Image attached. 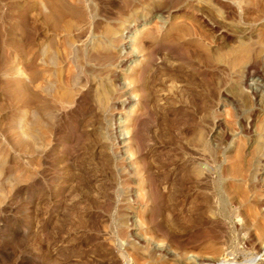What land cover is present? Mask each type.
Listing matches in <instances>:
<instances>
[{"label":"rangeland","instance_id":"374dc122","mask_svg":"<svg viewBox=\"0 0 264 264\" xmlns=\"http://www.w3.org/2000/svg\"><path fill=\"white\" fill-rule=\"evenodd\" d=\"M0 264H264V0H0Z\"/></svg>","mask_w":264,"mask_h":264},{"label":"bare ground","instance_id":"6f19581e","mask_svg":"<svg viewBox=\"0 0 264 264\" xmlns=\"http://www.w3.org/2000/svg\"><path fill=\"white\" fill-rule=\"evenodd\" d=\"M137 29V28H136ZM134 36L133 37H131V40L129 41V42H127V43H130L131 44V46H132V44H134L135 42H136V40H137V34H133ZM134 47V46H133ZM145 56V55H144ZM142 60H144L143 58H142ZM251 66V64L249 65V66H247L248 68ZM248 70H250V69H248ZM250 74V73H249ZM250 76V75H249ZM251 77V76H250ZM263 80V79H262Z\"/></svg>","mask_w":264,"mask_h":264}]
</instances>
